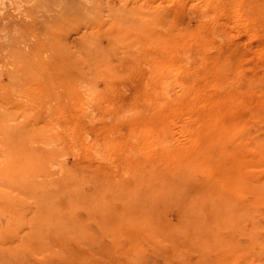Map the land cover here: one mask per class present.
<instances>
[{
  "label": "rangeland",
  "instance_id": "374dc122",
  "mask_svg": "<svg viewBox=\"0 0 264 264\" xmlns=\"http://www.w3.org/2000/svg\"><path fill=\"white\" fill-rule=\"evenodd\" d=\"M0 264H264V0H0Z\"/></svg>",
  "mask_w": 264,
  "mask_h": 264
},
{
  "label": "bare ground",
  "instance_id": "6f19581e",
  "mask_svg": "<svg viewBox=\"0 0 264 264\" xmlns=\"http://www.w3.org/2000/svg\"><path fill=\"white\" fill-rule=\"evenodd\" d=\"M256 150V149H255ZM226 205V204H225ZM240 205V204H239ZM239 207V206H238ZM245 209H247V208H245ZM239 210V209H238ZM250 210V209H249ZM238 213H240V212H238ZM200 215V214H199ZM190 219V218H189ZM190 227V226H189ZM227 244V243H226ZM228 245V244H227ZM200 249V248H199Z\"/></svg>",
  "mask_w": 264,
  "mask_h": 264
}]
</instances>
